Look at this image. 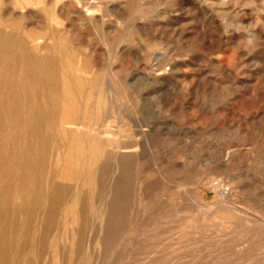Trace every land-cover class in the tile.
I'll return each instance as SVG.
<instances>
[{"label": "rangeland", "instance_id": "1", "mask_svg": "<svg viewBox=\"0 0 264 264\" xmlns=\"http://www.w3.org/2000/svg\"><path fill=\"white\" fill-rule=\"evenodd\" d=\"M89 8L0 0V240L18 249L7 245L5 257L0 248V264H264V0H97ZM98 119L112 145L89 133ZM121 137L136 150L116 147L126 145ZM53 189L62 219L46 204Z\"/></svg>", "mask_w": 264, "mask_h": 264}, {"label": "bare ground", "instance_id": "2", "mask_svg": "<svg viewBox=\"0 0 264 264\" xmlns=\"http://www.w3.org/2000/svg\"><path fill=\"white\" fill-rule=\"evenodd\" d=\"M77 2H78V4H79L80 6H82V7H83V6H86V5L88 4V7H90V8L88 9V11H89L91 8L97 6V0H89L88 3H86V2L83 1V0H77ZM80 9H81V8H80ZM94 10H95V9H94ZM94 10H93V11H94ZM98 10L100 11V8H99ZM84 11H85V10H84ZM125 11H126V10H125ZM95 14H96V13H95ZM95 14H94V15H95ZM97 14H98V13H97ZM94 15H92V16H94ZM82 16H83V14H82ZM88 16H89V15H88ZM90 17H91V16H90ZM83 18H84V17H83ZM83 18H82V20H84ZM92 18H93V17H92ZM60 19H61V18H60ZM98 19L100 20V18H98ZM78 20H79V19H78ZM85 21H86V20H85ZM126 21H127V20H126ZM82 22H83V24H84V21H82ZM91 22H93V21L91 20ZM132 30H133V29H132ZM2 32H3V31H2ZM32 39H33V38H32ZM29 40H30V39H29ZM35 40H36V39H35ZM145 44L147 45V43H145ZM150 44H151V43H150ZM150 44H149V46H151ZM152 44H153V43H152ZM157 44H158V43H157ZM34 45H35V47L38 46V44L36 45V43H35ZM67 46H68V45H67ZM25 47H26V46H25ZM151 47H152V46H151ZM33 48H34V47H33ZM156 48H157V47H156ZM156 48H154V49H156ZM19 49H20V48H19ZM35 49H36V48H35ZM65 49H66V48H65ZM69 49H70V47H69ZM149 49H150V48H149ZM150 50H151V49H150ZM65 51H66V50H65ZM65 53H66V52H65ZM147 54H148V53H147ZM69 55L71 56L70 53H69ZM67 56H68V55H65V57H67ZM70 56H69V57H70ZM146 56H147V55H146ZM146 56H145V57H146ZM62 57H63V55H62ZM24 58H25V57H24ZM70 58H71V57H70ZM153 58H154V57H153ZM66 59H69V58H66ZM72 59H73V58H72ZM151 59H152V57H151ZM162 59H163V58H162ZM62 60H63V59H62ZM69 60H70V59H69ZM69 60H66V61L68 62ZM146 60H148V59H146ZM40 61H41V60H40ZM70 61H72V60H70ZM73 61H74V59H73ZM67 62H65V63H67ZM147 62L150 63V60H148ZM163 62H164V61H163ZM62 63H63V62H62ZM65 63L62 65V67H63L62 70H64V68H67V67H68L67 65H69V64H68L69 62H68L67 64H65ZM73 63H75V61H74ZM79 63H80V62H79ZM65 65H66V66H65ZM70 65H71V64H70ZM72 65H73V67H74L75 65H77V63H76V64H72ZM77 66H78V65H77ZM79 66H81V65L79 64ZM70 67H72V66H70ZM73 67H72V69H73ZM81 67H82V66H81ZM81 67H80V70H81ZM94 67H95V66H94ZM174 67H175V66H174ZM77 68H78V67H77ZM86 68H87V67H86ZM92 68H93V67H92ZM56 69H57V68H56ZM72 69H71V70H72ZM75 69H76V67H75ZM75 69H74V70H75ZM88 69H89V68H88ZM88 69H87V70H88ZM93 69H95V68H93ZM65 70H66V69H65ZM65 70H64V71H65ZM69 70H70V69H69ZM76 70L78 71V69H76ZM76 70H75V71H76ZM60 71H61V70H59V73H60ZM64 71H62L63 74H64ZM67 71H68V70H67ZM67 71H66V72H67ZM75 71H73V73H75ZM112 71H113V70H111V72H112ZM57 72H58V70H57ZM69 72H70V71H69ZM79 72H80V71H79ZM86 72H87V71H86ZM97 72H98V71H97ZM29 73H30V72H29ZM80 73H81V72H80ZM80 73H77V74H80ZM83 73H84V72H83ZM61 74H62V73H61ZM63 74H62V75H63ZM81 74H82V73H81ZM81 74H80V75H81ZM94 74H95V73H94ZM98 74H99V72H98ZM46 75H47V74H46ZM66 75H67V74H66ZM84 75H86V74H84ZM99 75H101V74H99ZM105 75H106V73H105ZM107 75H108V73H107ZM112 75H113V74H112ZM151 75L153 76V74H151ZM82 76H83V75H82ZM87 76H89V73H88ZM19 77H20V76H19ZM64 77H65V76H64ZM66 77H67V76H66ZM72 77L74 78V74L72 75ZM85 77H86V76H85ZM113 77H114V76H113ZM67 78H68V77H67ZM67 78H65L64 80H66ZM82 78H84V77H82ZM105 78H106V76H105ZM108 78H109V77H108ZM79 79H81V77H80ZM88 79H89V77H87V80H88ZM91 79H92V77H91ZM101 79H102V81H103V78H101ZM113 79H114V78H113ZM158 79H159V77H158ZM82 80H83V79H82ZM82 80H81V82H79V83L82 84L83 81H85V78H84L83 81H82ZM109 80H110V79H109ZM164 80H165V79H164ZM67 81L69 82L68 79L66 80V82H67ZM71 81H72V80H71ZM73 81H74V80H73ZM75 81H76V80H75ZM78 81H79V80H78ZM90 81H91V80H90ZM100 81H101V80H100ZM106 81H107V80H106ZM106 81H105V82L103 81V82L105 83V87H106V85H107ZM156 81H157V80H156ZM68 82H67V83H68ZM95 82H99V81L96 80ZM151 82H152V81H151ZM67 83H65V84H67ZM77 83H78V82H77ZM77 83H74V84H76V86H77V85H78ZM87 83H88V82H87ZM90 83H91V82H89V84H87V85L90 86ZM92 83H93V79H92ZM92 83H91V84H92ZM104 83H103V84H104ZM69 84H70L69 88L71 87V89H72V90H70V91L73 92V88H72L73 83H72V84L69 83ZM93 84H94V83H93ZM95 84H96V83H95ZM101 84H102V83H101ZM61 85H62V83H61ZM63 85H64V83H63ZM71 85H72V86H71ZM83 85L85 86L86 83L83 84ZM96 85H99V84L97 83ZM96 85H95V86L93 85V86H94V87H93L94 89H95V87H96V88H99V86L97 87ZM109 85H110V84H109ZM56 86H57V85H56ZM74 86H75V85H74ZM76 86H75V87H76ZM81 86H82V85H81ZM89 86H88V87H89ZM91 86H92V85H91ZM29 87H30V86H29ZM79 87H80V86H79ZM103 87H104V86H102V88H103ZM17 88H18V87H17ZM59 88H61V86H59ZM83 88H84V87H83ZM89 88H90V87H89ZM89 88H87V89L85 88V89H84L85 92H86ZM110 88H111V87H110ZM94 89H92V90H94ZM99 89H101V88H99ZM59 90H60V89H59ZM64 90L67 91V89H65V86H64ZM74 90H75V89H74ZM77 90H79V89H78V86H77ZM81 90H82V89H81ZM81 90H79V92H80ZM84 90H83V92H84ZM89 90H90V89H89ZM96 90H98V89H96ZM101 90H102V89H101ZM105 90L108 91V87H106ZM55 91H56V90H55ZM75 91H76V90H75ZM67 92H68V91H67ZM67 92H66V93H67ZM77 92H78V91H77ZM77 92H74V93L76 94ZM85 92H84V93H85ZM88 92H89V91H88ZM104 92H105V91H104ZM116 92H117V91H116ZM36 93H37V92H36ZM66 93L64 92L63 94L66 95ZM84 93L81 92V94H84ZM89 93H90V92H89ZM89 93H88V95H89ZM98 93H99V92H98ZM98 93H97V94H98ZM100 93H101V92H100ZM107 93H109V92H107ZM107 93H106V94H107ZM114 93H115V91H114ZM139 93H140V92H139ZM31 94H32V93H31ZM67 94H70V95H71V93H67ZM75 94H74V96L76 97L77 94H76V95H75ZM79 94H80V93H79ZM79 94H78V95H79ZM81 94H80L79 96H81ZM97 94H96V93H95V95H94V94H91V96H92V95L97 96ZM103 94H104V93H103ZM103 94H102V95H103ZM112 94H113V93H111V95H112ZM70 95L65 96V97L68 98ZM72 95H73V94H72ZM85 95L88 96L86 93H85ZM102 95H101V96H102ZM107 95H108V94H107ZM30 96H31V95H30ZM94 96H93V97H94ZM99 96H100V95H98V97H99ZM104 96H105V95H104ZM71 97H72V96H71ZM71 97H70V99L73 98V97H72V98H71ZM82 97H83V96H81V98H82ZM98 97H97V99H98ZM113 97H114V96H113ZM59 98H60V97H59ZM76 98H77V97H76ZM78 98L80 99V97H78ZM86 98H87V97H85V99H86ZM61 99H62V97H61ZM61 99H60V100H61ZM70 99H69V100H70ZM73 99H74V101H75V98H73ZM81 100H83V99H81ZM87 100H89V98H87L85 101H87ZM66 101L68 102V100H66ZM66 101H64V105L67 104L66 106H68V103L70 104V102L65 103ZM71 101H72V100H71ZM93 101H94V100H93ZM101 101H102V100H101ZM103 101H104V100H103ZM109 101H110V99H109ZM76 102L79 103L78 99H77ZM76 102H75L74 104H76ZM81 102H82V101H80V103H81ZM90 102H91V101H90ZM90 102H86L87 105H85V106H88L89 109H88L87 107H84V110H85V111L90 110V108L93 109L92 107H94V106H92V107L89 106V103H90ZM95 102H96V101H94V102H93L94 104H92V105H95ZM72 103H73V102H71L70 106H73ZM80 103H79V104H80ZM100 103H101V102H100ZM105 103H106V102H105ZM62 104H63V103H62ZM79 104H78V105H79ZM84 104H85V103H84ZM97 104H98V103H97ZM97 104H96V105H97ZM98 105H101V104H98ZM105 105H106V104H105ZM107 105H109V104L107 103ZM63 107H64V106H63ZM73 107H76V109H77V107L79 108L80 105H79V106H73ZM73 107H71V108H69V109H73ZM82 107H83V105H82ZM108 107H109V106H108ZM108 107H107V108H108ZM64 108H65V107H64ZM64 108H63V109H64ZM66 108H67V107H66ZM85 108H87L88 110H86ZM95 108L99 109V107H97V106H96ZM40 109H41V108H40ZM82 109H83V108H82ZM97 109H96V110H97ZM65 110H66V109H65ZM77 110L80 111V109H77ZM93 110H94V109H93ZM100 110H101V109H100ZM109 110H110V109H109ZM15 112H16V111H15ZM69 112H70V111H69ZM88 112H89V111H88ZM118 112H119V111H118ZM62 113H63V111H62ZM73 113H75V112H72V114H73ZM80 113H81V111H80ZM90 113H93V112H89V114H90ZM94 113H95V111H94ZM106 113H108V112H106ZM114 113H115V112H114ZM116 113H117V112H116ZM81 114H82V113H81ZM85 114H86V113H85ZM89 114H87L86 116H88ZM49 115H50V114H49ZM62 115H64V114H61V116H62ZM77 115H79V114H77ZM82 115H84V114H82ZM106 115H107V114H106ZM91 116H92V115H91ZM101 116H102V114H101ZM125 116H126V114H125ZM89 117H90V116H89ZM98 117L100 118V115H98ZM102 117H103V116H102ZM71 118H72V117H71ZM91 118H92V117H91ZM91 118H90V119H91ZM108 118H109V117H108ZM116 118H117V117H116ZM59 119H60V118H59ZM61 119H62V118H61ZM61 119H60V120H61ZM64 119H65V117H64ZM75 119H76V118H75ZM77 119H78V118H77ZM81 119H84V118H81ZM86 119H88V118H86ZM95 119H96V118H95ZM130 119H131V118H130ZM66 120H67V119H66ZM68 120H69V119H68ZM68 120H67V123L65 122V124H69ZM121 120H122V119H121ZM35 121H36V120H34V122H35ZM69 121H70V120H69ZM83 121H84V120H83ZM86 121H87V120H86ZM99 121H100V122H99ZM131 121H133V119H132ZM36 122H37V121H36ZM58 122H59V121H58V119H57V122H56V123L58 124ZM73 122H76V121H73ZM78 122H79V121H78ZM81 122H82V121H81ZM93 122H94V121H93ZM113 122H114V121H113ZM117 122H119V121H116V123H117ZM53 123H55V122H53ZM61 123H62V122H61ZM61 123H60V126H62ZM82 123H84V122H82ZM86 123H87V122H86ZM120 123H121V122H120ZM130 123H131V122H130ZM134 123H135V122H134ZM35 124H36V123H35ZM71 124H73V123H70V125H71ZM74 124H75V123H74ZM77 124L80 125L79 123H77ZM88 124H89V128H90V124L92 125V122H90V123H88ZM110 124H111V121H110ZM123 124H124V123H123ZM55 125H56V124H55ZM55 125L52 126V127H54L53 129H55ZM78 125H77V126H78ZM108 125H109V124H108ZM115 125H116V124L114 123V126H115ZM119 125H121V124H119ZM130 125H131V124H130ZM66 126H67V125H65V129H67ZM77 126H76V127H77ZM114 126H112V127H114ZM50 127H51V125H50ZM63 127H64V126H63ZM63 127H61V129H62ZM67 127H68V126H67ZM69 127H70V126H69ZM69 127H68V128H69ZM78 127H79V126H78ZM81 127H82V126H81ZM81 127H80V128H81ZM83 127H84V126H83ZM116 127H117V126H116ZM136 127H137V125H136ZM91 128H92V129H91V131H89V133L92 134L93 136H95L94 138H99V139H100V138L103 137V133L107 131L108 126H107V124L105 123V121H101V120L98 119L97 122H96V120H95L94 125H92ZM110 128H111V127H110ZM56 129H57L58 132H59V129H60L59 126H58ZM63 129H64V128H63ZM63 129H62V130H63ZM70 129H71V127H70ZM85 129H86V128H85ZM118 129H120V128H118ZM123 129H125V128H123ZM133 129H134V128H133ZM136 129H138V128H136ZM51 130H52V129H51ZM57 130H54V131H55V135H57V133H56ZM75 130H77L78 132H81V131H79V128H76V129H75V127H73V129H71L72 132H76ZM125 130H126V129H125ZM109 131H110V129H109ZM117 131H118V130H117ZM117 131H116V132H117ZM65 132H66V130H65ZM83 132L86 133L87 131H86V132L83 131ZM107 132H108V131H107ZM107 132H106V134H107ZM122 132H123V131H122ZM122 132H121V133H122ZM60 133L63 134L62 132H60ZM60 133H59V135H60ZM66 133H67V132H66ZM66 133H65V134H66ZM68 133H69V130H68ZM68 133H67V134H68ZM70 133H71V132H70ZM70 133H69V134H70ZM84 133H83V135H84ZM110 133H112V132H110ZM114 133H115V132H114ZM121 133H120V134H121ZM131 133H132V132H131ZM138 133H139V132H138ZM67 134H66L64 137H68L69 134H68V135H67ZM71 134H72V133H71ZM74 134H75V133H74ZM77 134H78V133H77ZM115 134L117 135V133H115ZM120 134H119V135H120ZM122 134H123V133H122ZM129 134H130V133H129ZM132 134H133V133H132ZM45 135H46V134H45ZM59 135H58V136H59ZM63 135H64V134H63ZM83 135H82V134H80L79 136H76V135L73 136V135H72V137H70V136H71V135H70L69 137H70L71 139H72L73 137H79V138H81L80 136H83ZM92 135H91V136H92ZM107 135H108V134H107ZM111 135H112V134H111ZM119 135H118V136H119ZM127 135H128V134H127ZM85 136H86V134H85ZM114 136H115V135H114ZM120 136H121V135H120ZM123 136H124V135H123ZM131 136H133V135H131ZM88 137H89V139L87 138V141L90 140V135H88ZM106 137H107V136H106ZM106 137H103L104 142H105V140H106V139H105ZM59 138H62L61 135H60ZM59 138H58V139H59ZM82 138H83V137H82ZM112 138H115V137H112ZM118 138H119V137H118ZM121 138H122V137H121ZM136 138H137V136H136ZM49 139H50V138H49ZM65 139H66V138H65ZM73 139H74V138H73ZM76 139H77V138H76ZM76 139H75V140H76ZM122 139H123V138H122ZM132 139H133V138H132ZM141 139H142V138H141ZM141 139H140V142H141ZM61 140H63V139H61ZM67 140H68V139H67ZM67 140H65V142H64V143H65L64 146H66L67 144H70V143H67ZM78 140H79V139H78ZM95 140H96V139H95ZM95 140H94V141H95ZM108 140H109V139H108ZM112 140H113V139H112ZM112 140L107 141V143L105 142L106 145H107V144H108V145H110V144L112 145V142H111ZM116 140H117V139H116ZM116 140H115V141H116ZM123 140H124L123 143H125V141H127V140H125V139H123ZM54 141H55V140H54ZM57 141H58V140H57ZM57 141H56V142H57ZM63 141H64V140H63ZM69 141H71V140H69ZM72 141H74V140H72ZM87 141H86V143H87ZM99 141H100V140H99ZM101 141H102V140H101ZM118 141H119V139H118ZM58 142H60V141H58ZM61 142H62V141H61ZM61 142H60V144H61ZM74 142H75V141H74ZM78 142H79V141H78ZM88 142H89V141H88ZM138 142H139V140H138ZM66 143H67V144H66ZM79 143H80V142H79ZM135 143H136V142H135ZM141 143H142V142H141ZM72 144H74V143H72ZM72 144H71V145H72ZM84 144H85V143H84ZM87 144H89V143H87ZM115 144H116V147H118V148H129V147H130V148H131V147L133 148V147H134V144L132 145L131 143H129L130 145H128V143H127V144L125 143L126 145H122L120 142H115ZM57 145H58V144H57ZM77 145H78L79 148H80V144L77 143ZM100 145H102L101 142H100ZM103 145H104V144H103ZM136 145H137V144H136ZM136 145H135V147H134L135 150H136V148H137ZM30 146H31V145H30ZM67 146H68V148H70V147H69L70 145H67ZM78 146H77L76 149H79ZM55 147H56V146H55ZM58 147H60V146H58ZM61 147H62V146H61ZM85 147H86V146H85ZM85 147H82V148H85ZM107 147H108V146H107ZM62 148H63V147H62ZM66 148H67V147H66ZM73 148H75V147H73ZM94 148H96V147H94ZM104 148H105V147H104ZM110 148H111V147H110ZM113 148H114V147H113ZM130 148H129V149H130ZM59 149H60V148H58V150H59ZM80 149H81V148H80ZM80 149H79V150H80ZM92 149H93V148H92ZM105 149H106V148H105ZM62 150H63V149H62ZM64 150H66V149H64ZM64 150L62 151L63 154H64V152H65ZM82 150H83V149H82ZM85 150H86V149H85ZM88 150H89V149H88ZM103 150H104V149H103ZM107 150H108V148H107ZM116 150H117V148H116ZM119 150H120V149H119ZM123 150H124V149H123ZM68 151H69V149H68ZM73 151H74V150H73ZM86 151H87V150H86ZM86 151H85V152H86ZM93 151H94V150H93ZM93 151H92V152H93ZM96 151H98V150H96ZM112 151H113V150H112ZM114 151H115V150H114ZM124 151H125V150H124ZM124 151H123V152H124ZM133 151H134V150H133ZM133 151L129 150V152H133ZM139 151H140V150H139ZM143 151H144V150H143ZM57 152H58V151H56V153H57ZM62 152H61V153H62ZM77 152H78V151H77ZM88 152H89V151H88ZM105 152H106V151H105ZM105 152H104V153H105ZM115 152H116V151H115ZM121 152H122V151H121ZM121 152L119 151V153H120L121 155L125 153V152H124V153H123V152L121 153ZM129 152H128V154H129ZM61 153L59 152V155H58V156L62 155ZM83 153H84V152H83ZM113 153H114V152H113ZM113 153H112L111 155H113ZM66 154H67V153H66ZM77 154H78V153H77ZM80 154H82V153H80ZM84 154H85V153H84ZM114 154H115V153H114ZM116 154H117V153H116ZM116 154H115V155H116ZM131 154H132V153H130L129 155H131ZM133 154H134V152H133ZM133 154H132V155H133ZM136 154H137V152H135L134 155H136ZM5 155H6V154H5ZM74 155H75V154H74ZM90 155H91V154H90ZM90 155H89V156H90ZM101 155H103V154L101 153ZM101 155H99V156H100L101 158H103ZM111 155H109V156H111ZM121 155H119V156L121 157ZM124 155H125V154H124ZM137 155H139V154H137ZM137 155H136V157H138ZM16 156H17V155H16ZM58 156H57V158H58ZM99 156H98V157H99ZM116 156H117V155H116ZM119 156L116 157L117 160L120 158ZM139 156H140V155H139ZM81 157H82V159H83L85 156L83 157V156L81 155ZM81 157H80V159H81ZM122 157H123V156H122ZM122 157H121V158H122ZM130 157H131V158H134L135 156H133V157H132V156H129V158H130ZM136 157H135V158H136ZM2 158H4V157L2 156ZM59 158H60V157H59ZM59 158H58V159H59ZM63 158H65V154H64V157H63ZM67 158H69V157H67ZM67 158H66V160H65L66 163H67ZM75 158H77V157H75ZM78 158H79V157H78ZM85 158H86V157H85ZM85 158H84V160H85ZM121 158H120V159H121ZM127 158H128V157H124V159H127ZM129 158H128V159H129ZM138 158H139V157H138ZM138 158H137V160H139ZM58 159H57V162H58ZM60 159H62V157H61ZM72 159H73V158H72ZM72 159H70L69 161L71 162ZM86 159H87V158H86ZM90 159H91V156H90ZM113 159H114V158L112 157L111 162H112ZM1 160H2V159H1V155H0V161H1ZM91 160H92V159H91ZM97 160H98V159H97ZM3 161H5V160L3 159ZM3 161H1V162H3ZM63 161H64V160H63ZM73 161H74V160H73ZM78 161H79V160H78ZM80 161H81V160H80ZM80 161H79V162H80ZM87 161H88V160L85 161V165H86V162H87ZM89 161H90V160H89ZM114 161H115V160H114ZM120 161H123V158H122V160H120ZM120 161H119V162H120ZM70 162H69V164H70ZM82 162H83V161H82ZM59 163H60V164H57V165H58V166L61 165V167H62V164H61L62 162H61L60 160H59ZM76 163H77V162H76ZM76 163L73 162L72 164H76ZM115 163H116V161H115ZM117 163H118V161H117ZM90 164H91V163H90ZM90 164H89V165H90ZM119 164H120V163H118L117 165H118L119 168H120V165H121V164H120V165H119ZM2 165H3V164H1V166H2ZM78 165H79V164H78ZM87 165H88V162H87ZM117 165H116V166H117ZM95 166H97V164H96ZM118 166H117V167H118ZM3 167H4V166H3ZM81 167L83 168V166H79L78 169L81 168ZM114 167H115V166H114ZM117 167H116V168H117ZM75 168H76V167H75ZM84 168H85V166H84ZM86 168H88V167H86ZM58 169H59V168H58ZM62 169H64V166H63V167L61 168V170L59 171V173H58L59 175H60V172L62 171ZM65 169H67V168H65ZM65 169H64V170H65ZM72 169L75 170L74 167H72ZM93 169H94V168H93ZM64 170H63L62 172H64ZM76 170H77V169H76ZM76 170H75V171H76ZM82 170H83V169H79V170H77V171H78V172L81 171V172L83 173ZM88 170H89V169H88ZM96 170H97V167H96ZM115 170H116V169H115ZM47 171H48V170H47ZM77 171H76V172H77ZM94 171H95V170H94ZM66 172H68V171H66ZM78 172H77V173H78ZM81 172H80V173H81ZM86 172H87V171H85V173H86ZM88 172H89V171H88ZM97 172H100L101 174L103 173V171H100V169H99V171H97ZM77 173H75V174L77 175ZM80 173H78V174H80ZM90 173H91V171H90ZM23 174H24V173H23ZM88 174H89V173H88ZM97 174H98V173H97ZM122 174H123V173H122ZM10 175H11V174H10ZM18 175H19V174H18ZM56 175H57V174H56ZM67 175H68V174H67ZM69 175H70V174H69ZM69 175H68V176H69ZM71 176H72V174H71ZM78 176H79V175H78ZM84 176L87 177V176H89V175L84 174ZM84 176H83V177L80 176V177H82L83 179H85ZM90 176H91V175H90ZM56 177L59 178L60 176H56ZM80 177H79V178H80ZM91 177H92V176H91ZM62 178H63V177H62ZM62 178H61V179H62ZM66 178H67V179H64V180H62V181H63V182H64L65 180L67 181V180H68V177L66 176ZM69 178L72 179V177H69ZM76 178H77V177H76ZM76 178H75V179H76ZM79 178H78V179H79ZM15 179H16V178H15ZM71 179H70V180H71ZM70 180H69V182H70ZM79 180H80V179H79ZM90 180H91V178L89 179V181H90ZM66 181L64 182L65 185L68 184V183H66ZM72 181H73V179H72ZM83 181H85V180H83ZM83 181H82V182H83ZM89 181H88V183H86V182L83 183V184H84V187H86V186H85V183H86V184H89ZM63 182H61V184H62ZM77 182H78V181L75 180V183H76V184H77ZM91 182H92V181H91ZM46 183H47V182H46ZM48 183H49V182H48ZM56 183H57V181H56ZM56 183H55V184H56ZM64 183L62 184V186L64 185ZM49 184H50V183H49ZM76 184H75V185H76ZM79 184L81 185V187L83 186V184H81V182L78 183V185H79ZM47 185H48V184H46L45 187H46ZM65 185H64V186H65ZM75 185H74V186H75ZM49 186L51 187L52 185L50 184ZM49 186H48V187H49ZM64 186H63V187H64ZM227 186H228V185H227ZM42 187H43V186H42ZM52 187H53V186H52ZM59 187L61 188V185H60V184H58V186H55L54 189H55L56 191H57V189H58V190H61L62 188L59 189ZM77 187H78V186H77ZM81 187L79 186V188H81ZM84 187H82V188H84ZM110 187H111V186H110ZM39 188H41V187H39ZM64 188H65V187H64ZM107 188H108V187H107ZM44 189H45V188H44ZM47 189H48V188H47ZM54 189H53V191H54ZM38 190L42 191V188H41V189H38ZM49 190H50V189H49ZM49 190H46V191L49 193ZM51 190H52V189H51ZM76 190H77V189H76ZM78 190H82V189H78ZM83 190H84V189H83ZM83 190H82V192H83ZM113 190H114V189H113ZM17 191H18V190H17ZM56 191H54V192H55V194L58 193V195L54 196V195H53V192L51 191L52 194L50 193V195H51V196H54V197H52V199H51V198H48V200H46V199L43 197V201L45 202V200H46V204H48L47 201L50 202V200L53 201V198H54V200H57V199H55V198H57V197H58V198L61 197V196H62V193H61V195L59 196V192L56 193ZM61 191H62V190H61ZM74 191H75V190H74ZM105 191H106V190H105ZM47 192L45 193L46 195H47ZM79 192L81 193V191H79ZM89 192H90V191H89ZM107 192H108V191H107ZM64 193H65V195L67 194L66 192H64ZM77 193H78V192H77ZM227 193H228V192H227ZM40 194H41V193H40ZM40 194H39V195H40ZM42 194H44V192H43ZM74 194H75V192H74ZM83 194H84V193H83ZM89 194H90V193H89ZM48 195H49V194H48ZM169 195H170V194H169ZM66 196H67V195H66ZM70 196L74 197L73 195H70ZM70 196H69V194H68V197H70ZM31 197H32V196H31ZM48 197H50V196H48ZM75 197H76V194H75ZM75 197H74L73 199H75ZM79 197H80V195H79ZM79 197H78V198H79ZM89 197H90V196H89ZM38 198H39V197H38ZM40 198H41V196H40ZM46 198H47V197H46ZM63 198H64V195H63ZM80 198H81V197H80ZM91 198H92V197H91ZM31 199H32V198H31ZM36 199H37V198H36ZM44 199H45V200H44ZM49 199H50V200H49ZM61 199H62V198H61ZM67 199L69 200V198L66 197L65 200H67ZM71 199H72V198H71ZM106 199H107V198H106ZM38 200H39V199H37V201H38ZM63 200H64V199H63ZM43 201H42V202H43ZM57 201H58V204H61V202H60L59 200H57ZM61 201H62V200H61ZM69 201H70V200H69ZM73 201H74V200H73ZM77 201H78V200H77ZM38 202L41 203V201H38ZM44 202H43L42 204H44ZM54 202H55V201H54ZM59 202H60V203H59ZM63 202L65 203L66 201H63ZM63 202H62V203H63ZM67 202H68V201H67ZM29 203H30V202H29ZM40 203H38V204L40 205ZM50 203H51L52 205L54 204L55 206H54V205H53V206H54L56 209H54L53 206L51 205V206H52V209H54L55 211L53 210L54 212L52 213V210H51V212H50V209H51V208H50L49 211H48V213H50V214H51V213L54 214V213H56V211H57L58 214L56 213L55 215H59V213H60L59 211H60V208H61V207H60L59 205H57V203H52V202H50ZM77 203H78V202H77ZM80 203H81V202H80ZM31 204H32V202H31ZM34 204H35L36 207L38 206L37 203H34ZM34 204H33V205H34ZM67 204H69V203H67ZM67 204H66V206H67ZM86 204H87V201H86ZM33 205H32V206H33ZM62 205H64V204H62ZM71 205H72V204H71ZM71 205H70V206H71ZM75 205H76V204H74V206H75ZM87 205H88V204H87ZM35 206H33V207H35ZM41 206H42V205H41ZM46 206H47V205H45L44 208H47ZM56 206H58V207H56ZM72 206H73V205H72ZM72 206H71V207H72ZM48 207H49V206H48ZM92 207H94V206H92ZM38 208H40V207H38ZM44 208H43V209H44ZM69 208H70V207H69ZM73 208H74V207H73ZM99 208H100V207H99ZM0 209H1V208H0ZM34 209H35V208H34ZM58 209H59V211H58ZM87 209H88V208H87ZM97 209H98V208H97ZM24 210H25V209H24ZM36 210H38V209L36 208L35 211H36ZM47 210H48V209H47ZM63 210H64V209H63ZM66 210H67V209H66ZM102 210H103L104 215H105V213H106V212L104 211L105 208L102 209ZM31 211H32V209H31ZM43 211H45V210H43ZM98 211H99L100 213H99V212L97 213V211H96V212H94L93 214L97 213L98 215H100L101 212H102V211H101V208L98 209ZM40 212H41V210H40ZM64 212H66V211H64ZM67 212H69V211H67ZM30 213H31V212H30ZM37 213H38V212H37ZM46 213H47V211H46ZM46 213H45V214H46ZM81 213H82V212H81ZM220 213H221V212H220ZM50 214H49V215H50ZM52 214H51V215H52ZM61 214H62V213H60V215H61ZM85 214L87 215L86 212H85ZM97 214H96V216H97ZM106 214H107V213H106ZM29 215H30V214H29ZM51 215H50V217L53 216V215H52V216H51ZM66 215H67V214H66ZM80 215H81V214H80ZM102 215H103V213L101 214V216H102ZM45 216H46V215H45ZM61 216H62V217H61V219H62V218H63V215H61ZM82 216H83V214H82ZM84 216H85V215H84ZM87 216H88V215H87ZM2 217H3V216H2ZM41 217H42V216H41ZM54 217H55V216H54ZM56 217H57V216H56ZM78 217H80V216H77V218H78ZM94 217H95V215H94ZM94 217H93V218H94ZM106 217H107V216H106ZM116 217H117V216H116ZM44 218H45V217H44ZM48 218H49V217H48ZM52 218H53V217H52ZM95 218H96V217H95ZM100 218H101V217H100ZM103 218H105V217H103ZM8 219H9V218H8ZM28 219H29V217H28ZM28 219H27V220H28ZM53 219H54V218H53ZM67 219H68V218H67ZM0 220H2V218H1ZM5 220H6V218L4 219V221H5ZM9 220H10V219H9ZM25 220H26V219H25ZM44 220H45V219H44ZM49 220L51 221L52 219L49 218L47 221H49ZM54 220H57V219H54ZM101 220H102V218H101ZM103 220H104L103 222H105V219H103ZM6 221H7V220H6ZM10 221H11V220H10ZM12 221H13V220H12ZM38 221H39V220H38ZM40 221H41V220H40ZM40 221H39V222H40ZM45 221H46V220H45ZM47 221H46V222H47ZM50 221H49V222H50ZM52 221H53V220H52ZM2 222H3V220H2ZM2 222H1V223H2ZM28 222H29V221H28ZM30 222H31V221H30ZM30 222H29V223H30ZM54 222H55V221H54ZM58 222H59V221H58ZM58 222H57V223H58ZM60 222H62V221L60 220ZM103 222H102V223H103ZM3 223H4V222H3ZM6 223H9V222H6ZM11 223H12V222H11ZM25 223H27V222H25ZM31 223H32V222H31ZM36 223H37V222H36ZM44 223H45V222H44ZM47 223H48V222H47ZM47 223H46V224H47ZM87 223H88V222H87ZM171 223H172V222H171ZM177 223H178V222H177ZM27 224H28V223H27ZM27 224H26V225H27ZM40 224H41V223H40ZM40 224H39V225H40ZM48 224H49V223H48ZM50 224L52 225L53 222H51ZM50 224H49V225H50ZM85 224H86V223H85ZM26 225H25V226H26ZM30 225H31V224H30ZM35 225H36V224L32 225V227L35 226ZM58 225L60 226V224H58ZM23 226H24V224H23ZM27 226H28V225H27ZM40 226H41V225H40ZM45 226L48 227V225H45ZM213 226H214V225H213ZM29 227H30V226H29ZM29 227H28L27 229H29ZM32 227H31V229H32ZM47 227H46V228H47ZM57 227H58V226H57ZM35 228H36V226L33 227V229H35ZM39 228H40V227H38L37 229H39ZM11 229H12V228H11ZM33 229L31 230V233H33V235H34L35 232H33ZM37 229H35V231H36ZM113 229H114V228H113ZM210 229H211V228H210ZM29 230H30V229H29ZM29 230H27V231H29ZM46 230H48V229H46ZM46 230H44V231H46ZM51 230H52V229H51ZM5 231H6V230H5ZM27 231H25V232H27ZM37 231H38V230H37ZM37 231H36V232H37ZM57 231H58V230H57ZM85 231H86V230H85ZM153 231H154V230H153ZM38 232H40V230H39ZM38 232H37V234H38ZM65 232H66V231H65ZM28 233H29V232H28ZM79 233H80V232H79ZM4 234H5V233H4ZM4 234H3V235H4ZM37 234H36V235H37ZM39 234H40V233H39ZM44 234H45V232H44ZM44 234H43V235H44ZM53 234H54V233H53ZM66 234H67V233H66ZM3 235H2V237H4ZM31 235H32V234H31ZM43 235H42V236H43ZM126 235H127V234H126ZM5 236H6V234H5ZM9 236H10V235H9ZM49 236H50V235H49ZM60 236H61V235H60ZM68 236H69V235H68ZM0 237H1V235H0ZM2 237H1V238H2ZM6 237H7V236H6ZM6 237H5V238H6ZM14 237H15V236H14ZM44 237H45V236H44ZM44 237H43V238H44ZM46 237H47V239H48V236H46ZM46 237H45V239H46ZM55 237L57 238V236H55ZM55 237H53V239H54V240H57ZM115 237H116V236H115ZM5 238H4V240H5ZM33 238H34V237H33ZM49 238H50V237H49ZM66 238H67V237H66ZM8 239H9V238H7V241L9 242L10 240H8ZM11 239H13V241H15L14 238H11ZM34 239H35V238H34ZM47 239H46V241L48 242L49 240H47ZM60 239H61V237H60ZM199 239H201V238H199ZM4 240H3V239L0 240V248L2 249V253H3V254H4V252H7V254L5 253L6 255L4 254V256L7 257V255L9 256V254H8L9 252H8V250L5 251V249H6V247H7L8 244H6V241L4 242ZM42 241H43V239H42ZM10 242H11V241H10ZM10 242H9V243H10ZM74 242H75V241H74ZM18 243H19V241H18ZM45 243H46V242H45ZM4 244H5V245H4ZM11 245H12V243H11ZM11 245H8V248H9V246H11ZM16 245H17V244H16ZM18 245H19V244H18ZM18 245H17V246H18ZM23 245H24V244H23ZM42 245H44V243H43ZM45 245H46V244H45ZM47 245H49V244H47ZM50 245H51V244H50ZM53 245H54V244L52 243L51 246L53 247ZM57 245H58V244H57ZM220 245H221V244H220ZM13 246H14V245H13ZM13 246H11V247L9 248V251L11 250V248H12ZM40 246H41V245H40ZM54 246H56V245H54ZM45 247H47V246H45ZM170 247H171V246H170ZM8 248H7V249H8ZM15 248H16V247H15ZM18 248H19V247H18ZM41 248H42V247H41ZM53 248H54V247H53ZM66 248H67V247H66ZM16 249H17V248H16ZM16 249H14V247H13L12 250H15V251H16ZM46 249H47V248H46ZM48 249H49V248H48ZM3 250H4V251H3ZM17 250H18V249H17ZM43 250H44V249H43ZM55 250H56V249H55ZM15 251H14V252H15ZM157 251H158V250H157ZM162 251H163V250H162ZM14 252H12L14 255L17 254V253H14ZM20 252H21V251H20ZM41 253H42V252H41ZM145 253H146V252H145ZM159 253H160V252H159ZM176 253H177V252H176ZM3 254H1V256H2ZM227 255H228V254H227ZM1 256H0V258H1ZM14 257L16 258V256H14ZM153 257H154V256H153ZM219 257H220V256H219ZM3 258H4V257H3ZM18 258H19V257H18ZM157 258H158V257H157ZM217 258H218V257H217ZM220 258H221V257H220ZM47 259H48V257H47ZM171 259H173V258H171ZM218 259H219V258H218ZM5 260H6V259H5ZM7 260H8V259H7ZM7 260H6V262H7ZM13 260H14V259H13ZM9 261H10V260H9ZM11 261H12V260H11ZM19 261H20V260H19ZM21 261H22V260H21ZM0 262H1V260H0ZM13 262H14V261H13ZM43 262H44V261H43ZM156 262H157V261H156ZM16 263H17V261H16ZM151 263H152V262H151ZM212 263H213V262H212ZM1 264H2V263H1ZM4 264H5V263H4ZM6 264H7V263H6ZM20 264H21V263H20Z\"/></svg>", "mask_w": 264, "mask_h": 264}]
</instances>
